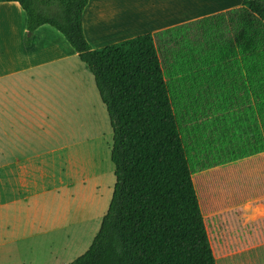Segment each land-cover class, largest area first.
I'll return each mask as SVG.
<instances>
[{
  "label": "crops",
  "instance_id": "0c3cea01",
  "mask_svg": "<svg viewBox=\"0 0 264 264\" xmlns=\"http://www.w3.org/2000/svg\"><path fill=\"white\" fill-rule=\"evenodd\" d=\"M246 1L90 0L83 13V27L87 41L97 49L202 20L232 18L239 9L247 12ZM245 28L243 44L248 45L249 26ZM26 32L27 15L20 4L0 2V260L6 259V264L33 261L30 255L15 254L17 243L25 245L30 240V236H15L19 202H23L22 216L33 234L43 237L60 232L69 241L74 237L69 229L73 226L71 188L76 181L70 177L57 180L54 165L66 161L64 152L76 143L72 137L78 135H74L70 119L75 115L73 109L87 116V122L82 123L85 127L96 119V108L101 115L105 112L93 74L63 34L44 24L34 31L27 46ZM79 77L85 82L83 91L78 86ZM52 143L59 146L47 149ZM111 149L109 146V155ZM37 160L52 168L42 169L38 176L30 169ZM238 163L247 164L253 183L262 188L245 201L216 205L221 226L215 231L207 222L211 218L205 215L211 206L207 205L206 210L202 206L205 224L217 264H264V152L230 164ZM40 181L41 190L30 193L29 189L38 187ZM47 181L49 188H45ZM67 248L64 246V251ZM55 255L57 264L71 263H63Z\"/></svg>",
  "mask_w": 264,
  "mask_h": 264
},
{
  "label": "rangeland",
  "instance_id": "374dc122",
  "mask_svg": "<svg viewBox=\"0 0 264 264\" xmlns=\"http://www.w3.org/2000/svg\"><path fill=\"white\" fill-rule=\"evenodd\" d=\"M247 25L249 32L253 30L248 45L243 44ZM155 42L201 209L211 206L210 213L205 208V215L211 218L207 222L215 231L221 226L216 205L245 201L262 188L253 183L247 164L230 163L243 158L238 155L250 152L252 146L264 145V27L239 9L232 18H211L172 32L164 31L155 36ZM89 99L94 100L93 96ZM103 107L105 112L101 115L96 108V119L86 127L82 123L87 122V116L73 109L75 115L70 119L73 133L78 135L72 137L76 143L64 152L66 161L54 165L57 180L70 177L76 181L71 188L73 226L69 229L74 237L69 241L60 232L43 237L33 234L22 216L23 202L16 205L15 236H30V240L25 245L17 243L15 254L30 255L32 264H57L55 254L63 263L75 260L88 250L108 211L116 182L108 150L114 134L108 111ZM57 146L58 143H52L47 149ZM51 168V164L37 160L30 169L40 176L42 169ZM42 186L40 181L29 192H37ZM49 187L47 181L45 188ZM51 241H55L52 246ZM0 262L6 264L7 260Z\"/></svg>",
  "mask_w": 264,
  "mask_h": 264
},
{
  "label": "trees",
  "instance_id": "16d2710c",
  "mask_svg": "<svg viewBox=\"0 0 264 264\" xmlns=\"http://www.w3.org/2000/svg\"><path fill=\"white\" fill-rule=\"evenodd\" d=\"M89 1L0 0L25 11L27 46L44 24L63 34L93 74L109 114L112 199L92 244L70 264H217L156 35L92 48L83 27ZM245 6L264 27V0ZM262 150L264 145H254L238 156Z\"/></svg>",
  "mask_w": 264,
  "mask_h": 264
},
{
  "label": "bare ground",
  "instance_id": "6f19581e",
  "mask_svg": "<svg viewBox=\"0 0 264 264\" xmlns=\"http://www.w3.org/2000/svg\"><path fill=\"white\" fill-rule=\"evenodd\" d=\"M78 84H79V87H80V89L81 88H83V87H85V82L83 81V79H81L80 77L78 78Z\"/></svg>",
  "mask_w": 264,
  "mask_h": 264
}]
</instances>
